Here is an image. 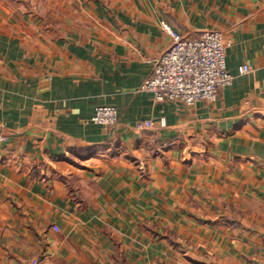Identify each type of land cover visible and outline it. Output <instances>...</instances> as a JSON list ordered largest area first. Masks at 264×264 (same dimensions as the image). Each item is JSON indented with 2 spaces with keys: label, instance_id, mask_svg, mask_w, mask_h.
Masks as SVG:
<instances>
[{
  "label": "crops",
  "instance_id": "1",
  "mask_svg": "<svg viewBox=\"0 0 264 264\" xmlns=\"http://www.w3.org/2000/svg\"><path fill=\"white\" fill-rule=\"evenodd\" d=\"M162 21L225 34L216 102L141 89ZM0 129V264H264V0H0Z\"/></svg>",
  "mask_w": 264,
  "mask_h": 264
},
{
  "label": "built area",
  "instance_id": "2",
  "mask_svg": "<svg viewBox=\"0 0 264 264\" xmlns=\"http://www.w3.org/2000/svg\"><path fill=\"white\" fill-rule=\"evenodd\" d=\"M161 28L171 37L170 46L151 62V73L141 85L157 102H180L192 106L198 101L216 102L219 90L232 83L234 76L226 69V36L220 31H206L197 39L184 38L162 21ZM240 73L249 71L241 66ZM114 106L99 105L92 121L103 126L117 122ZM137 130L151 128L150 120L135 123ZM7 137L0 129V150Z\"/></svg>",
  "mask_w": 264,
  "mask_h": 264
}]
</instances>
